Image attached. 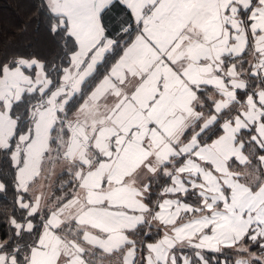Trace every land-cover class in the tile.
I'll return each mask as SVG.
<instances>
[{"label": "snow or ice", "instance_id": "6c2138e0", "mask_svg": "<svg viewBox=\"0 0 264 264\" xmlns=\"http://www.w3.org/2000/svg\"><path fill=\"white\" fill-rule=\"evenodd\" d=\"M16 7L0 264H264V0Z\"/></svg>", "mask_w": 264, "mask_h": 264}, {"label": "trees", "instance_id": "16d2710c", "mask_svg": "<svg viewBox=\"0 0 264 264\" xmlns=\"http://www.w3.org/2000/svg\"><path fill=\"white\" fill-rule=\"evenodd\" d=\"M17 3L18 0H0V27L19 22Z\"/></svg>", "mask_w": 264, "mask_h": 264}]
</instances>
